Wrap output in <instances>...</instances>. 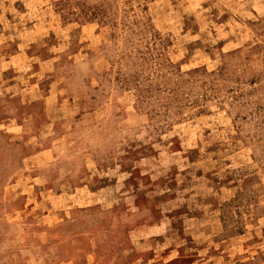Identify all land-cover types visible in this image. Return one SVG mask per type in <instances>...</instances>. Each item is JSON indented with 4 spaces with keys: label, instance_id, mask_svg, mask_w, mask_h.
Listing matches in <instances>:
<instances>
[{
    "label": "rangeland",
    "instance_id": "obj_1",
    "mask_svg": "<svg viewBox=\"0 0 264 264\" xmlns=\"http://www.w3.org/2000/svg\"><path fill=\"white\" fill-rule=\"evenodd\" d=\"M0 264H264V0H0Z\"/></svg>",
    "mask_w": 264,
    "mask_h": 264
}]
</instances>
